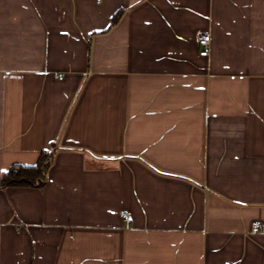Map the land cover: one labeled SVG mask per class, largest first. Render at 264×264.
I'll return each mask as SVG.
<instances>
[{
    "label": "crops",
    "instance_id": "crops-1",
    "mask_svg": "<svg viewBox=\"0 0 264 264\" xmlns=\"http://www.w3.org/2000/svg\"><path fill=\"white\" fill-rule=\"evenodd\" d=\"M43 151L0 264H264V0H0V181Z\"/></svg>",
    "mask_w": 264,
    "mask_h": 264
},
{
    "label": "trees",
    "instance_id": "trees-1",
    "mask_svg": "<svg viewBox=\"0 0 264 264\" xmlns=\"http://www.w3.org/2000/svg\"><path fill=\"white\" fill-rule=\"evenodd\" d=\"M120 16L121 12H117L114 15L111 25H114ZM53 156L54 151H43L34 166H16L11 168L9 172L2 177L0 181V188L42 187L46 182V173L52 163Z\"/></svg>",
    "mask_w": 264,
    "mask_h": 264
},
{
    "label": "built area",
    "instance_id": "built-area-1",
    "mask_svg": "<svg viewBox=\"0 0 264 264\" xmlns=\"http://www.w3.org/2000/svg\"><path fill=\"white\" fill-rule=\"evenodd\" d=\"M197 41L200 46V56H207L209 54V45L211 42V36L209 33H198L197 34ZM122 218L126 224V226H129L130 224V215L126 212L122 214ZM251 235H256L260 233H264V224L261 222H252L250 225V230H249Z\"/></svg>",
    "mask_w": 264,
    "mask_h": 264
}]
</instances>
